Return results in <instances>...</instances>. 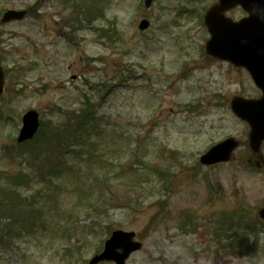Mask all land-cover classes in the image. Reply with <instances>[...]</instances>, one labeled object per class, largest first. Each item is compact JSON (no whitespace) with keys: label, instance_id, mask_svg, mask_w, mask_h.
<instances>
[{"label":"rangeland","instance_id":"374dc122","mask_svg":"<svg viewBox=\"0 0 264 264\" xmlns=\"http://www.w3.org/2000/svg\"><path fill=\"white\" fill-rule=\"evenodd\" d=\"M215 1L154 0L146 8L144 0H89L88 20L86 0H46L42 18L6 25L14 71L0 97V189L34 196L43 218L26 225V215L35 222L27 199L18 206L0 198V264H89L116 229L143 243L127 264H264V225L259 245L238 253L213 235L216 221L245 226L264 206V160L246 162L249 126L230 108L233 96L260 91L247 70L206 54L204 12ZM89 98L100 137L86 138L80 153L74 142L61 173H47L55 143L71 140ZM29 109L47 131L20 144ZM227 136L241 139L231 161L201 164ZM194 213L195 226H183Z\"/></svg>","mask_w":264,"mask_h":264},{"label":"water","instance_id":"95a60500","mask_svg":"<svg viewBox=\"0 0 264 264\" xmlns=\"http://www.w3.org/2000/svg\"><path fill=\"white\" fill-rule=\"evenodd\" d=\"M153 1L145 0L146 7L149 8ZM238 4L249 12V17L234 21L227 17L225 12ZM24 16L25 11L9 10L3 20L21 19ZM205 23L212 35L205 44L206 52L214 57L229 60L236 66L246 67L263 91L260 98L247 99L236 96L231 101L233 111L250 124V146L257 151L264 140V0H219L207 10ZM148 26L147 19H143L139 25L141 29ZM2 89L3 73L0 72V93ZM38 126L39 114L35 110L25 113L18 140L24 141L33 137ZM236 145L235 139L228 138L211 147L200 157V161L204 164L228 161ZM260 215L264 218V208L260 210ZM134 235V232L114 231L106 241L104 250L94 256L90 264H97L102 260L126 264L129 255L142 245L133 241Z\"/></svg>","mask_w":264,"mask_h":264},{"label":"trees","instance_id":"16d2710c","mask_svg":"<svg viewBox=\"0 0 264 264\" xmlns=\"http://www.w3.org/2000/svg\"><path fill=\"white\" fill-rule=\"evenodd\" d=\"M92 107H93V104H91L89 102V108H86V111L83 113L82 116H79V119H78V123H79L78 127L81 128V131L83 130V133H85V135L89 131V135L88 136H80L81 139L72 137V138H74V141H77V143L80 142V145L79 146H81V147L84 146V144L85 145H88L86 143V141H87L86 138H88V137H89V144H90L91 139L94 138V136H92V133H93V131H96V129H97V120L94 117V110H92ZM54 137H56V136H54ZM48 138L51 139L50 136ZM71 148H73V145L72 144H71ZM47 166H49V167L51 166V168L54 167V165L52 166V164H48ZM19 196L20 195H18V194L17 195H14L13 193H11L10 195L3 196V198L4 199L5 198H9L10 201L13 204H17L18 201H19ZM2 200L3 199H1V201ZM163 209H164V207H163ZM12 215L15 216V213L12 212ZM222 218L225 219V217H222ZM225 220H227V219H225ZM218 221H220V220H218ZM218 221H216V226L213 228V235H214V237H216L217 235H219L220 234V231L223 232V230H220L221 224H218L217 225V222ZM241 222H242V220H238L237 221V224L235 225L236 231H231V234H229V233L226 234V237H227V239L230 242L229 246L231 247V249L233 251H237L239 248H243L244 246L246 247V249H250V247H251L250 242L252 240H253V243L254 244L256 242L258 243L259 240H260V237H258V236H253L252 237L251 235L254 233L253 232V229H249V227L247 228L246 226L243 227ZM254 224L256 225L257 222L254 221ZM229 227H230V225H229ZM229 227L226 228V229H224V230L230 231L229 230ZM233 229H234V227L232 228V230ZM235 253H238V252H235Z\"/></svg>","mask_w":264,"mask_h":264},{"label":"flooded vegetation","instance_id":"af4514ba","mask_svg":"<svg viewBox=\"0 0 264 264\" xmlns=\"http://www.w3.org/2000/svg\"><path fill=\"white\" fill-rule=\"evenodd\" d=\"M12 1H14V3H11ZM45 1L46 0H39L38 4H33L31 6L22 7L23 5H19L18 0H0V62L5 69L6 76H7L9 67L6 66L7 46L5 44L6 42H8L9 39H11V37H9L8 35L12 34V32L5 30V28H6V25L22 22L23 20H12L10 22H3L2 21L3 15L9 9H17V10L26 9L27 17L36 16L39 19L44 16L41 13L43 12L42 9L45 4ZM3 2H6L8 6H2ZM25 2L27 3V0H25ZM254 157H256L255 158L256 161L264 160L262 154H256V155L252 154L251 156H248V162L251 163Z\"/></svg>","mask_w":264,"mask_h":264}]
</instances>
